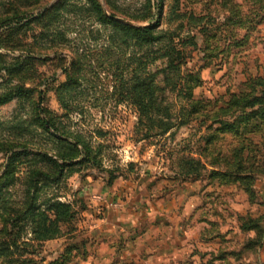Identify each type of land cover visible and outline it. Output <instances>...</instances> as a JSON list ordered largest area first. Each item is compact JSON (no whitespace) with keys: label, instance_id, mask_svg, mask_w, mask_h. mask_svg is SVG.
Instances as JSON below:
<instances>
[{"label":"rangeland","instance_id":"obj_1","mask_svg":"<svg viewBox=\"0 0 264 264\" xmlns=\"http://www.w3.org/2000/svg\"><path fill=\"white\" fill-rule=\"evenodd\" d=\"M11 91L0 264H264V0H0Z\"/></svg>","mask_w":264,"mask_h":264},{"label":"trees","instance_id":"obj_2","mask_svg":"<svg viewBox=\"0 0 264 264\" xmlns=\"http://www.w3.org/2000/svg\"><path fill=\"white\" fill-rule=\"evenodd\" d=\"M162 1L160 2L159 4V7L161 8L162 7ZM114 16H111V19H113ZM134 31H135V34L137 36H141L142 38H144L145 40L149 41V42H154V41H158L160 39V36L158 35H155L154 32H153V28L148 26V27H142L141 29H135L134 28ZM173 66V64H172ZM175 68V66H173ZM135 90L136 91H139V92H143L144 93V101L143 102V106L144 108L146 109L148 106H150L152 104V101H153V94H154V88L153 86H151L149 83H147L146 81L141 83L140 85L138 86H135ZM13 96H14V91H11V92H8L4 95H0V104L1 103H5L7 101H10L13 99ZM262 101V99H259V98H249L247 99L245 102L242 103L243 106L245 107H254L257 103H263V102H260ZM147 112V111H146ZM58 207L62 208L60 210H66V213L68 212V208L69 206L67 204H57Z\"/></svg>","mask_w":264,"mask_h":264},{"label":"crops","instance_id":"obj_3","mask_svg":"<svg viewBox=\"0 0 264 264\" xmlns=\"http://www.w3.org/2000/svg\"><path fill=\"white\" fill-rule=\"evenodd\" d=\"M262 191H263V194H264V188H263V190H262ZM177 239H178V238H177Z\"/></svg>","mask_w":264,"mask_h":264}]
</instances>
